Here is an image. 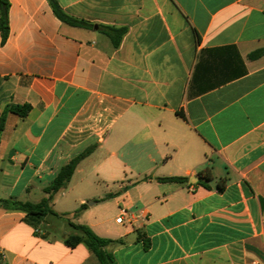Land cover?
Wrapping results in <instances>:
<instances>
[{
    "label": "crops",
    "instance_id": "crops-1",
    "mask_svg": "<svg viewBox=\"0 0 264 264\" xmlns=\"http://www.w3.org/2000/svg\"><path fill=\"white\" fill-rule=\"evenodd\" d=\"M56 1L92 27L49 0H10L5 43L0 31V200L39 203L96 148L46 226L0 208V264H101L65 243L73 224L113 240L115 264H264V56L249 58L264 48V0ZM100 26L127 29L118 48ZM171 177L186 180H158ZM121 206L140 217L118 224Z\"/></svg>",
    "mask_w": 264,
    "mask_h": 264
},
{
    "label": "trees",
    "instance_id": "trees-1",
    "mask_svg": "<svg viewBox=\"0 0 264 264\" xmlns=\"http://www.w3.org/2000/svg\"><path fill=\"white\" fill-rule=\"evenodd\" d=\"M50 5L55 15L62 22L74 26L91 28L92 25L84 20L76 19L68 15L57 3L56 0H49ZM10 0H0V31L2 35V43H5L10 33L9 26V10ZM99 30L104 33L112 41L113 46L118 48L124 35L127 32L126 28H115V27H99ZM264 56V48L258 49L249 55L250 59H257ZM31 107L29 105H15L10 108V111L16 113L22 117L27 116ZM6 122V113H3L0 117V134L3 132ZM95 146L87 148L78 156L71 159L65 164L54 178L52 183L45 188V192L48 197L41 200L39 203H32L29 201H20L16 199H3L0 200V208L9 211H20L26 213V221L33 226L42 224L46 226L48 216H59L52 209L53 196L60 190L66 188L70 183L73 174L79 165V163L87 158L95 150ZM207 170V169H205ZM161 182H179L183 183L186 179L184 177H171V178H160ZM86 205H83L82 209ZM79 214V211L75 213V216ZM77 234H70L64 236L65 243L70 247H75L80 243H83L87 248L98 258L101 264H115L112 254L107 250V247L114 241L108 238H103L97 235L91 227L81 224H73Z\"/></svg>",
    "mask_w": 264,
    "mask_h": 264
},
{
    "label": "rangeland",
    "instance_id": "rangeland-1",
    "mask_svg": "<svg viewBox=\"0 0 264 264\" xmlns=\"http://www.w3.org/2000/svg\"><path fill=\"white\" fill-rule=\"evenodd\" d=\"M111 190L114 193L116 192L115 187H112ZM119 192H122V191H119ZM110 193L111 192L109 190L101 189V191L99 192V197H97V199L99 200V209H100L101 217L104 220L110 221L111 223H113L117 215V210H116L117 207H116L115 202H113V197L109 196ZM70 202L68 200L67 201L64 200L63 201V203L65 204L64 206L69 207L71 205Z\"/></svg>",
    "mask_w": 264,
    "mask_h": 264
},
{
    "label": "built area",
    "instance_id": "built-area-1",
    "mask_svg": "<svg viewBox=\"0 0 264 264\" xmlns=\"http://www.w3.org/2000/svg\"><path fill=\"white\" fill-rule=\"evenodd\" d=\"M119 210H120V215L116 219L118 224H125V223L132 224L135 221V219L140 217V215L135 214L125 206H121Z\"/></svg>",
    "mask_w": 264,
    "mask_h": 264
}]
</instances>
